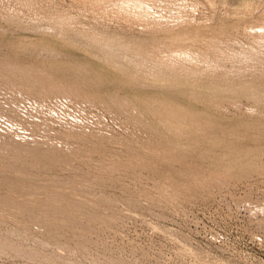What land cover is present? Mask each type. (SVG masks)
<instances>
[{
  "label": "rangeland",
  "instance_id": "rangeland-1",
  "mask_svg": "<svg viewBox=\"0 0 264 264\" xmlns=\"http://www.w3.org/2000/svg\"><path fill=\"white\" fill-rule=\"evenodd\" d=\"M96 1L0 0V264H264V0Z\"/></svg>",
  "mask_w": 264,
  "mask_h": 264
},
{
  "label": "bare ground",
  "instance_id": "bare-ground-1",
  "mask_svg": "<svg viewBox=\"0 0 264 264\" xmlns=\"http://www.w3.org/2000/svg\"><path fill=\"white\" fill-rule=\"evenodd\" d=\"M102 1V3H105V2H111V3H113L114 1L116 2V4L115 5H117L118 3L117 2H121V3H119V4H128L132 9H134L133 11H136L138 14H140L141 15V18H139V20L140 19H142V16L148 11V7H147V5H151V3H156V1L157 0H97L96 2H101ZM95 2V1H94ZM158 2V1H157ZM113 4V5H114ZM112 5V6H113ZM106 6H107V4H106ZM122 7H124L123 5H121ZM120 5H119V7H121ZM116 7H118V6H116ZM127 7V6H126ZM129 7V8H130ZM147 7V8H146ZM105 8V7H104ZM130 8V9H131ZM124 9H125V7H124ZM127 9H128V7H127ZM126 10V9H125ZM124 10V11H125ZM121 11V10H120ZM123 11V10H122ZM127 11V10H126ZM123 12V13H127V12ZM136 12H134V13H136ZM118 13V12H117ZM129 13V12H128ZM131 13V15H132V13L133 12H130ZM129 13V14H130ZM142 13H143V15H142ZM62 14V13H61ZM137 15V14H136ZM148 15H150V14H146V16H148ZM139 16V15H138ZM130 17V16H129ZM57 18V17H56ZM59 18V17H58ZM133 18V17H132ZM135 18L137 19V16H135ZM145 18V17H144ZM146 19V18H145ZM72 20V19H71ZM143 20V19H142ZM147 20V19H146ZM179 22V21H178ZM199 23V22H198ZM263 28V27H262ZM259 30H261V29H259ZM258 31V30H257ZM262 31H264V29H262ZM255 33V32H254ZM260 33V32H259ZM262 33V32H261ZM261 35H263V33L261 34ZM261 38V37H260ZM193 43V42H192ZM183 50V49H182ZM186 51V50H185ZM185 51H178V52H175V53H173L175 56H177V57H182V58H186L187 60L188 59H190V58H192L190 55H189V53H187V52H185ZM164 56V55H163ZM198 57V56H197ZM202 57V56H201ZM193 62V61H192ZM15 71V70H14ZM24 73V72H23ZM6 80V79H5ZM61 94V93H60ZM41 163V162H40ZM14 201V200H13Z\"/></svg>",
  "mask_w": 264,
  "mask_h": 264
}]
</instances>
